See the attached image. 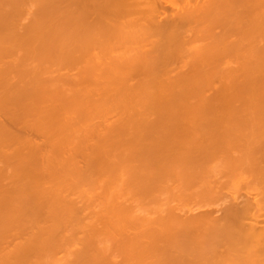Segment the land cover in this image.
I'll return each instance as SVG.
<instances>
[{"label": "bare ground", "instance_id": "bare-ground-1", "mask_svg": "<svg viewBox=\"0 0 264 264\" xmlns=\"http://www.w3.org/2000/svg\"><path fill=\"white\" fill-rule=\"evenodd\" d=\"M0 264H264V0H0Z\"/></svg>", "mask_w": 264, "mask_h": 264}]
</instances>
